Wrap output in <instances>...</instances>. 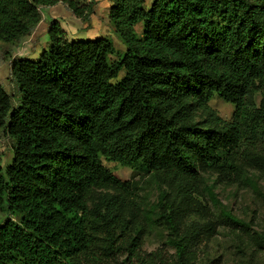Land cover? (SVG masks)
<instances>
[{
  "label": "trees",
  "instance_id": "16d2710c",
  "mask_svg": "<svg viewBox=\"0 0 264 264\" xmlns=\"http://www.w3.org/2000/svg\"><path fill=\"white\" fill-rule=\"evenodd\" d=\"M110 1L109 19L127 46L118 60L109 59V39L69 40L53 20L48 49L11 60L17 106L0 82V140H14L4 174L0 166V209L20 215L0 223V264L140 258L142 234L130 215L140 183L118 178L103 159L167 182L154 209L186 264L203 239L201 227L181 232L200 168L233 178L264 166V0ZM58 2L81 18L92 12L88 0H0V41L30 34L40 7ZM216 95L234 105L229 120L210 108ZM196 109L209 112L207 124L194 119ZM104 187L113 192L99 193Z\"/></svg>",
  "mask_w": 264,
  "mask_h": 264
},
{
  "label": "rangeland",
  "instance_id": "374dc122",
  "mask_svg": "<svg viewBox=\"0 0 264 264\" xmlns=\"http://www.w3.org/2000/svg\"><path fill=\"white\" fill-rule=\"evenodd\" d=\"M92 1V12L81 18L64 3L58 2L40 7L41 20L32 32L15 42L0 41V82L12 97L13 106L20 103L18 86L11 76V60L13 58L37 59L44 49L50 47L49 27L53 20H58L66 33V38L95 39L104 37L113 44V51L109 55L111 61L118 60L126 51V44L116 31L109 19L110 0ZM151 0H144V7H148ZM137 35L142 34V21L135 27ZM124 75L120 71L117 79ZM260 94H256L259 103ZM209 106L217 115L229 120L234 111V105L226 102L218 95L211 98ZM194 119L207 124L209 112L196 109ZM14 140L3 135L0 140V166L4 174L7 165L13 159ZM103 163L118 178L122 180L139 181L141 187V203L136 210L130 211L135 231L142 234L140 244V258L144 264H179L175 247L169 242V231L159 219L154 205L160 189H168L167 182L146 172L139 166H126L118 162L103 159ZM255 182V186L249 182ZM207 187H211L217 202L210 198ZM99 193H112L108 187L98 189ZM177 201L180 196L172 193ZM191 208L186 212L181 223L182 233H187L196 227H201L203 233L200 240L189 253L186 264H264V166H247L244 171L233 178L223 177L208 165L199 170L195 190L189 197ZM223 209L230 210L241 218L246 225L234 224L226 219ZM8 217L15 220L19 214H12L4 206L0 209V223ZM213 228L208 230V228ZM212 233L209 238H205ZM132 234H135L132 231ZM127 254L115 255L107 264H141L140 258L132 261L124 260ZM11 264H21L16 261Z\"/></svg>",
  "mask_w": 264,
  "mask_h": 264
}]
</instances>
